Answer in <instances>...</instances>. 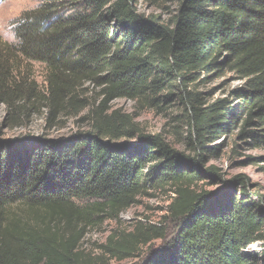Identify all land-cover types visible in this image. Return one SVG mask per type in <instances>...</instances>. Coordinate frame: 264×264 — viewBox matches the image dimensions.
I'll list each match as a JSON object with an SVG mask.
<instances>
[{"label": "trees", "instance_id": "obj_1", "mask_svg": "<svg viewBox=\"0 0 264 264\" xmlns=\"http://www.w3.org/2000/svg\"><path fill=\"white\" fill-rule=\"evenodd\" d=\"M139 1L41 0L17 20L12 42L0 38V105L11 122L40 109L54 122L90 106L88 130L0 134V264H96L77 249L86 228L147 190L170 195L173 235L138 221L107 237L102 248L112 258L140 257L161 239L141 264H264L263 195L246 177L225 179L207 165L218 152L208 144L237 112L238 138L264 145V0H174L167 23L141 13ZM31 62L42 65L41 85L29 79ZM221 64L242 81L232 106L187 90L194 72ZM85 83L99 89L97 105L76 95ZM119 98L180 102L191 153L113 110ZM206 179L212 189L199 185ZM257 242L258 251L248 249Z\"/></svg>", "mask_w": 264, "mask_h": 264}, {"label": "rangeland", "instance_id": "obj_2", "mask_svg": "<svg viewBox=\"0 0 264 264\" xmlns=\"http://www.w3.org/2000/svg\"><path fill=\"white\" fill-rule=\"evenodd\" d=\"M49 1V0H47ZM41 0H7L5 7L0 8V38L12 42L13 28L23 12L34 8ZM138 8L146 15L158 16L164 22H170L176 9L174 0H159L152 3L140 0ZM218 61H221L219 57ZM22 61L21 65H24ZM29 79L36 82L37 86L42 84L44 70L39 63H29ZM24 67V66H22ZM193 81L187 86L188 91L200 93L203 102L211 103L215 100L225 98L230 106L240 102L233 96V91L241 80L224 65H218L211 71H197L192 74ZM99 89L90 84H83L76 89V95L88 101L89 105L98 104L102 97H99ZM233 102V103H232ZM113 110L121 114L130 115L135 118L143 129L151 134L162 132L164 137L174 145L177 150L191 153L187 147V124L183 105L178 102H165L158 106H146L130 99L119 98L111 102ZM90 106L76 115H58L55 121L47 120L44 109L34 112L27 119L18 114L16 120L11 122L8 113L0 105V134L4 138H15L20 136H66L76 131L88 130L90 123L87 114ZM234 115L235 124L227 131L218 135L208 146L217 147L215 156H208L207 165L217 167L225 179L234 176H244L249 183L256 184L259 194H262L264 201V145L251 141L249 138L240 139L237 136L242 113ZM125 142V139H123ZM209 180L200 182L202 188L212 189L213 186L206 185ZM249 199L256 200L251 195L252 187L246 186ZM239 192V191H238ZM170 195L166 192L147 190V195L138 197V202L119 213L115 218H99L95 225L88 226L78 244L79 252H82L83 259H91L96 264H141L142 257L150 249L161 247L163 241L156 239L141 249L140 257H127L116 260L106 254L102 246L107 242V237L115 231H129L132 226L141 221L144 224H155L164 226L167 229V239L174 233L175 223L168 217L167 206L170 203ZM250 246V245H249ZM248 249L258 251L259 242L251 244Z\"/></svg>", "mask_w": 264, "mask_h": 264}, {"label": "clouds", "instance_id": "obj_3", "mask_svg": "<svg viewBox=\"0 0 264 264\" xmlns=\"http://www.w3.org/2000/svg\"><path fill=\"white\" fill-rule=\"evenodd\" d=\"M7 0H0V8L5 7Z\"/></svg>", "mask_w": 264, "mask_h": 264}, {"label": "built area", "instance_id": "obj_4", "mask_svg": "<svg viewBox=\"0 0 264 264\" xmlns=\"http://www.w3.org/2000/svg\"><path fill=\"white\" fill-rule=\"evenodd\" d=\"M250 246H251V245H250ZM250 246H249V247H250Z\"/></svg>", "mask_w": 264, "mask_h": 264}]
</instances>
